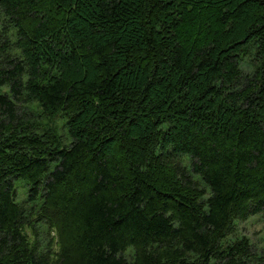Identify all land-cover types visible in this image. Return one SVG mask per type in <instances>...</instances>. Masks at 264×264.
<instances>
[{"label":"trees","instance_id":"1","mask_svg":"<svg viewBox=\"0 0 264 264\" xmlns=\"http://www.w3.org/2000/svg\"><path fill=\"white\" fill-rule=\"evenodd\" d=\"M2 88L0 264H264V0H0Z\"/></svg>","mask_w":264,"mask_h":264},{"label":"rangeland","instance_id":"2","mask_svg":"<svg viewBox=\"0 0 264 264\" xmlns=\"http://www.w3.org/2000/svg\"><path fill=\"white\" fill-rule=\"evenodd\" d=\"M259 65V61L255 56V50L253 46H249L244 56H242L240 62V69L243 75H253ZM0 91H7L6 88L0 89ZM56 119L55 121H57ZM61 126V125H60ZM59 126V127H60ZM66 130V129H65ZM64 135V132L62 131ZM185 160V165L189 164L186 157H182ZM192 178L200 182L196 175H192ZM25 195L24 188L18 190V197L23 198ZM231 228L227 231L226 237L221 243L220 251L227 246H232L240 240H246L249 245L251 253L258 257L260 260H264V216L261 214L251 216L245 221L235 220ZM55 238V237H54ZM125 258L132 261L133 250L127 249L125 252Z\"/></svg>","mask_w":264,"mask_h":264}]
</instances>
